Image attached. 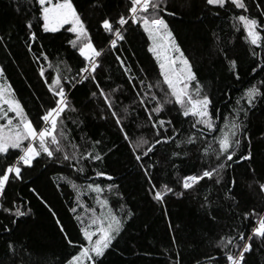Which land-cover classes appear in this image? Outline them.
<instances>
[{"label":"snow or ice","instance_id":"snow-or-ice-1","mask_svg":"<svg viewBox=\"0 0 264 264\" xmlns=\"http://www.w3.org/2000/svg\"><path fill=\"white\" fill-rule=\"evenodd\" d=\"M12 2L16 4L15 12L20 13L23 10L21 0ZM204 2L206 9L209 6L225 9L227 6L233 13L242 10L243 14L231 16L232 27L239 31L242 25L247 54L254 58L249 64L250 72L257 74L259 70V73H264V20L259 18L264 17V8L256 3L258 16H251L248 14L249 5L246 0ZM26 3L29 5L26 11L32 13V18L24 22L26 51L32 54L33 62L37 63L38 75L50 97L46 104L41 103L40 111L33 120L9 82L6 66L0 64V212L11 217L10 223L0 225L3 231L11 235L20 227L22 218L33 216L31 207L17 203L15 199H8L7 189L13 183H23L24 173L35 169L37 165L44 171L54 165H61L75 172L77 179L83 176L91 181L81 185L70 176H57V180L63 183H57L56 187L59 189L67 185L75 194L72 202L75 206H70L68 211L79 225L77 240L70 237L50 203L36 193L34 187L30 189L37 194L54 219L66 245L73 249L61 264H105L110 255H123L119 244L129 222L135 219L136 212L126 204L113 210L109 195L123 200L124 194L115 182V176L106 167H91L94 177L109 181L106 185L96 183L87 175L90 165H107L111 155L119 149L115 142H106L102 134L100 138L94 139L85 132L79 137V142L74 139L77 129L84 131L87 119L80 109L70 103L69 93L77 85L91 82L96 90L90 93V98L97 101L102 98L103 104L93 114V118L107 120L111 117L114 120L132 159L142 173L147 195L151 201L163 207V214L168 218L171 246L166 251L171 253L173 249L180 248L176 233L181 230V226L174 225L169 217L167 197L179 200L187 196L191 203L198 205L199 219L203 222L218 226L222 221H230L210 245L215 254H205L202 259H196L195 264H249V255L264 249V212H257L255 208L238 211V181L230 173H234L241 164L247 166L249 171H255L252 163L255 159L252 136L255 133L250 131L249 121L264 103V76L259 80L253 77L233 101L231 89L227 85H213L211 81L206 84L199 78L195 63L186 54L178 34L167 19L178 16L182 18V13L172 8L169 0H129L130 6L126 5V13L115 19L105 15L100 21L103 32L108 34L106 46L109 50L117 49L118 44L128 41L130 26L136 25L150 41L147 50L155 58L159 76L162 77V80L148 83L145 88H138L136 78L129 75L130 68L125 61L120 55L115 56L128 76V84L135 89L137 99L134 103L142 107L146 113V122L153 130L151 138L143 134L134 135L127 130L128 125L124 122L129 109L125 107L123 115L116 110L113 95L116 89L107 92L98 80L105 47H99L93 42L78 6L74 5L73 0H26ZM88 4L92 8H103L104 0H88ZM188 6H191L190 0ZM212 14L218 17L219 11ZM33 21H36L43 33H58L64 29L72 34L66 43L74 55L78 53L76 61L79 66L75 72L64 59L52 62L42 45L38 51H34L38 33L33 30ZM14 27L12 25L0 32V49L9 55V41ZM212 36L217 58L226 66V79L240 82L245 70L239 57L229 51L227 46H220L221 38L214 31ZM49 69L52 71L48 72ZM138 84L144 85L145 81L140 79ZM213 92H222L228 101L223 113L219 107H215ZM168 105L175 106L179 116L190 119L187 133L177 128L174 121L165 115ZM68 112L78 113L76 118L70 120L72 128L69 127ZM135 127L139 129L142 126L135 124ZM259 135L264 140V130ZM170 143L174 148L169 152L165 146ZM158 148L162 150L157 155ZM152 156H157V159L153 161ZM193 156L196 168L177 179L178 187L170 186L171 180L159 184L154 182L153 169L157 166L176 169L173 158L183 162ZM258 187L264 195V183H259ZM85 195L92 196L95 206L89 207L82 202L81 197ZM78 209L83 211L78 212ZM205 239L204 235L193 233L188 246L199 245ZM6 247L7 251L4 258H0V264H51L44 255L25 242L9 240ZM167 264H183L182 251L177 250L174 256L169 255Z\"/></svg>","mask_w":264,"mask_h":264},{"label":"trees","instance_id":"trees-1","mask_svg":"<svg viewBox=\"0 0 264 264\" xmlns=\"http://www.w3.org/2000/svg\"><path fill=\"white\" fill-rule=\"evenodd\" d=\"M22 11L15 12L16 4L12 0H0V32L5 31L10 26L12 29V39L9 41L11 45V55L0 49V64L7 68V76L13 89L16 91L17 97L25 105L26 111L30 118L35 120L37 113L40 111L41 103L48 101L50 94L47 92L46 86L38 75V65L32 60V54L26 51L25 39L26 30L24 22L32 18V13L26 11L29 5L26 0H21ZM74 5L78 6V11L82 13V18L86 21L93 42L99 47H105V53L102 59V70L98 71V80L105 91L110 92L116 89L114 95V103L116 110L123 115L124 108L129 109L128 117L125 124L128 125V131L134 135L143 134L147 138L153 136V130L146 122V113L142 107L134 103L137 99L135 89L128 84V76L125 75L119 63L115 60L116 55H120L130 68L129 75L136 78L138 88H145L148 83H154L156 80H162L159 76V66L153 55L148 52L147 35L143 33L141 28L136 25L130 26L128 33V41L118 44L117 49L109 50L107 47L108 34L104 33L100 27V21L108 15L112 19L117 18L120 14L126 13V5L130 6L129 0H104L103 8H92L88 4V0H73ZM172 8L182 13V18L167 17L170 26L175 29L178 34L179 41L186 49L188 54L198 69L199 78L208 83L211 81L213 85L220 83L221 86L227 85L231 89V98L234 101L253 77L256 80L261 79L264 73L253 74L250 72L249 64L254 59L247 54V45L243 39V28L236 31L232 27L231 16L233 14H243L242 10L233 11L226 6L225 9H218L209 6L205 8L204 0H169ZM249 5L248 14L258 16L256 3L264 8V0H246ZM38 7V6H37ZM35 11V8H33ZM219 11V16L212 13ZM264 20V17H259ZM34 23V31L38 33V40L34 45V51H38L43 46L52 62L64 59L73 67V72L79 66L76 61L77 54H73L66 40L72 38V34L61 29L58 33H43L36 21ZM215 32L220 38V46H227L228 50L239 57L241 66L245 70L242 73L240 82H233L226 79L228 73L226 66L220 63L216 54V44L213 43ZM82 59V58H81ZM254 66V65H253ZM47 67V65H45ZM52 70H48L51 72ZM48 73H46L47 75ZM143 79L144 85H139L138 81ZM94 84L84 82L77 85L69 93V100L72 105L80 109L86 116L87 124L84 131L77 129L74 132V139L79 142V137L85 132L94 139L104 136L106 142H115L118 152L111 155L107 165H90L87 175L92 177L96 183L102 186L109 183L104 178H96L91 172V167L107 170L115 176V182L120 186V191L124 194V199L120 200L116 196L109 195L110 203L113 210L119 209L121 204H126L136 212V217L129 222L127 231L123 234L119 248L123 255H110L105 264H167L169 255L174 256L177 250L182 251L183 264H195V260L203 258L205 254H215L210 247L215 242L217 234L221 232L224 226L230 221H222L220 225H209L199 219L200 211L198 205H194L189 201L187 196L183 199L175 197H167V211L173 224H179L181 230L176 233L180 242L179 249H173L168 253L166 249L171 246V234L167 227V219L164 216V209L151 201L146 193V183L142 173L138 170L135 161L132 159L130 151L126 147L117 130L114 120L109 117L107 120L93 118V114L99 111V107H103L101 100H93L90 93L95 91ZM153 91H156L153 89ZM213 100L215 107H219L221 112L225 111L227 100L223 97L222 92H213ZM151 107V105H149ZM135 109V111H131ZM215 109H213L214 111ZM78 113L68 112L69 127L71 119L76 118ZM165 115L171 118L175 126L187 133L190 126V119L183 118L177 114L176 107L167 106ZM135 124L142 127L137 129ZM249 129L255 133L252 136L253 150L255 159L252 162L255 171H249L247 166L241 164L236 168L234 175L238 181L237 192L239 194L240 206L238 211H248L255 208L257 212H264V195L259 191L258 184L264 183V140L261 139L259 133L264 130V103L260 105V110L250 118ZM169 134H171L169 132ZM170 152L173 144L165 146ZM162 149H157V155ZM157 156H152L155 161ZM177 167L172 169L170 166L161 168L157 166L153 169L154 182L157 184L172 181L170 186L178 187L176 181L183 175L189 174L196 168L194 163L195 156L191 159H184L183 162L179 158H173ZM25 181L23 183H13L7 189L8 199H15L17 203H23L32 208L33 216L31 218H22L23 222L19 228H16L11 235L5 233L0 227V258H4L7 251V242L9 240L25 242L33 250L44 255L51 264H61V261L73 252L63 240L54 219L50 216L48 210L38 199L37 194L47 200L52 208L58 213L62 223L64 224L68 234L73 240L78 237V223L73 219V214L68 211L75 200L73 190L64 185L57 188V183H63L57 180L58 175H67L76 180L77 184H85L91 182L81 176L77 179V174L68 167L54 165L47 171H44L39 165L33 170L24 173ZM249 185H251L249 187ZM36 189V193L30 191L31 188ZM82 202L87 206H95V200L91 195L81 197ZM78 212L83 211L78 209ZM97 211L99 209L97 208ZM11 217L0 212V225L10 223ZM147 225V227H145ZM248 228L245 227V231ZM205 236V241L199 245L189 247L192 234ZM249 264H264V249L254 251L249 255Z\"/></svg>","mask_w":264,"mask_h":264}]
</instances>
